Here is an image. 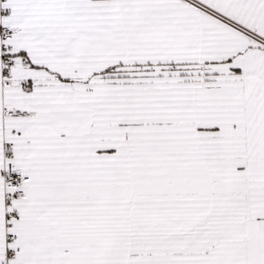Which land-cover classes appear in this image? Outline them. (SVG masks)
Returning a JSON list of instances; mask_svg holds the SVG:
<instances>
[{
    "label": "snow or ice",
    "instance_id": "obj_1",
    "mask_svg": "<svg viewBox=\"0 0 264 264\" xmlns=\"http://www.w3.org/2000/svg\"><path fill=\"white\" fill-rule=\"evenodd\" d=\"M0 264H264V0H0Z\"/></svg>",
    "mask_w": 264,
    "mask_h": 264
}]
</instances>
